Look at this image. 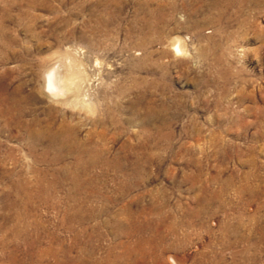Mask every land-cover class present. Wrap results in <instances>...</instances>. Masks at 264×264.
I'll list each match as a JSON object with an SVG mask.
<instances>
[{
    "label": "rangeland",
    "instance_id": "obj_1",
    "mask_svg": "<svg viewBox=\"0 0 264 264\" xmlns=\"http://www.w3.org/2000/svg\"><path fill=\"white\" fill-rule=\"evenodd\" d=\"M219 1L0 0V264H264V0Z\"/></svg>",
    "mask_w": 264,
    "mask_h": 264
},
{
    "label": "bare ground",
    "instance_id": "obj_2",
    "mask_svg": "<svg viewBox=\"0 0 264 264\" xmlns=\"http://www.w3.org/2000/svg\"><path fill=\"white\" fill-rule=\"evenodd\" d=\"M220 1L218 2V6H220L222 2ZM223 1L225 3L223 2L222 4L226 8H210L208 10V11H212L215 14V19L217 22L221 21L222 19L225 20L227 17H229L230 10L234 9V8H230V6L234 4L235 2H232L230 0H223ZM168 10L171 12L172 11L174 12L176 9L168 8ZM161 11L162 10L160 9H158L157 12L144 10L142 13L140 12L137 13V16L135 18L139 17V19H136V21L137 22L139 21L140 24L143 22V19H146L147 21H151L153 26L155 24L159 25L162 21V16H163ZM140 14H142L143 16H141ZM169 46L171 47L173 53H175L176 55L186 54L185 53L186 52V42L181 37L175 38L170 43ZM67 60H69V62ZM67 60L66 61L68 62V64L64 65L65 67L62 70L61 69L56 70V71L48 70L46 73L43 74V78H42L43 84L41 87H42L44 94L48 96L49 98H51V100L53 101L56 100V102H58V100L62 99L61 101L64 100L65 102L68 103V105L73 104L75 107H78L79 105L81 107L91 106L90 105L91 97L89 96V93H87L89 87L92 84L90 75L86 73L84 69H82L81 63L79 62V60L75 61V60H70L69 58ZM36 137L37 139H39L38 137H40V134H36ZM53 138L56 139L57 135L54 134Z\"/></svg>",
    "mask_w": 264,
    "mask_h": 264
}]
</instances>
